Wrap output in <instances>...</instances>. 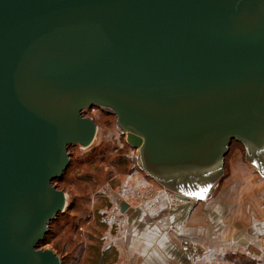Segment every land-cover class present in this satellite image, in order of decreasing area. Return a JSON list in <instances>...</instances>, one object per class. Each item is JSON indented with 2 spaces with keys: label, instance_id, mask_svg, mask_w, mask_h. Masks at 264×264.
<instances>
[{
  "label": "water",
  "instance_id": "obj_1",
  "mask_svg": "<svg viewBox=\"0 0 264 264\" xmlns=\"http://www.w3.org/2000/svg\"><path fill=\"white\" fill-rule=\"evenodd\" d=\"M93 105L185 197L211 192L233 141L261 169L264 0H0V264H63L38 244Z\"/></svg>",
  "mask_w": 264,
  "mask_h": 264
},
{
  "label": "crops",
  "instance_id": "obj_2",
  "mask_svg": "<svg viewBox=\"0 0 264 264\" xmlns=\"http://www.w3.org/2000/svg\"><path fill=\"white\" fill-rule=\"evenodd\" d=\"M245 158L246 146L233 141L211 192L189 195L184 204H172L158 187L147 198L152 183L140 173L129 176L124 231L116 235L109 222L105 236L110 264H189L185 239L201 247L199 264H264V166Z\"/></svg>",
  "mask_w": 264,
  "mask_h": 264
},
{
  "label": "rangeland",
  "instance_id": "obj_3",
  "mask_svg": "<svg viewBox=\"0 0 264 264\" xmlns=\"http://www.w3.org/2000/svg\"><path fill=\"white\" fill-rule=\"evenodd\" d=\"M84 115L97 124L96 139L86 149L69 147L71 166L55 184L68 195L69 207L53 221L47 242L40 247L55 251L65 264H95L104 252L110 222L107 213L125 201L131 188L129 176L140 173L152 183L144 195L148 189H161L137 164L139 151L128 145L112 111L93 105ZM112 232H117L115 225ZM107 257L111 262L114 256L110 252Z\"/></svg>",
  "mask_w": 264,
  "mask_h": 264
},
{
  "label": "built area",
  "instance_id": "obj_4",
  "mask_svg": "<svg viewBox=\"0 0 264 264\" xmlns=\"http://www.w3.org/2000/svg\"><path fill=\"white\" fill-rule=\"evenodd\" d=\"M106 109V108H105ZM162 193L169 199V201L176 205V204H184L189 201L188 197H185L181 194H178L174 191L169 190L168 188L161 186ZM127 188L123 189V192H126ZM155 191L153 190H147L145 192V196L147 198H151L153 195H155ZM121 203H118L115 205V207H112L110 211L107 213V216L110 220V222H113L115 225V228L117 229L116 235L120 236L124 231V226L126 222L125 213L121 211ZM181 249L186 253L189 264H199L203 257L204 253L201 250V248L194 242L185 239L181 243ZM257 259V257H255Z\"/></svg>",
  "mask_w": 264,
  "mask_h": 264
},
{
  "label": "trees",
  "instance_id": "obj_5",
  "mask_svg": "<svg viewBox=\"0 0 264 264\" xmlns=\"http://www.w3.org/2000/svg\"><path fill=\"white\" fill-rule=\"evenodd\" d=\"M71 166V165H70ZM70 166H69V168H70ZM68 168V169H69ZM67 169V170H68ZM66 173V172H65ZM65 173H64V175H65ZM63 175V176H64ZM63 176L61 177V178H58V179H55V180H53V184L55 185L56 183H58L62 178H63ZM69 206H67V208H68ZM66 208V209H67ZM66 211V210H65ZM63 213H65V212H63ZM63 213H59V214H63ZM58 214V215H59ZM58 217V216H57ZM57 219V218H56ZM55 219V220H56ZM51 224H53V221L51 222ZM51 224H50V226H51ZM49 229H50V227H49ZM49 232V231H48ZM47 239H48V233H47V235L45 236V238H44V240H42L39 244H38V248H40L42 245H45L46 244V242H47ZM107 253H109V252H106V251H104L102 254H100V256H99V258H97L96 260H95V264H110V262H108V257H107ZM63 262V264H65L64 263V260L62 261Z\"/></svg>",
  "mask_w": 264,
  "mask_h": 264
}]
</instances>
